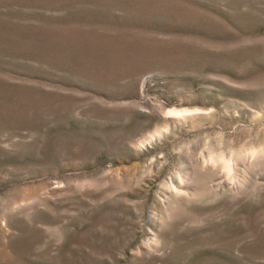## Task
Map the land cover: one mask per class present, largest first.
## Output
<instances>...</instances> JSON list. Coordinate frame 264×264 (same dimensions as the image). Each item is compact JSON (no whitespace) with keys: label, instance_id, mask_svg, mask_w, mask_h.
Here are the masks:
<instances>
[{"label":"rangeland","instance_id":"1","mask_svg":"<svg viewBox=\"0 0 264 264\" xmlns=\"http://www.w3.org/2000/svg\"><path fill=\"white\" fill-rule=\"evenodd\" d=\"M0 264H264V0H0Z\"/></svg>","mask_w":264,"mask_h":264}]
</instances>
